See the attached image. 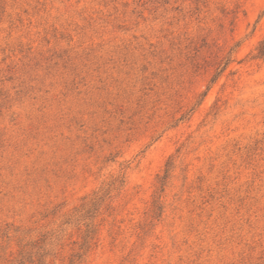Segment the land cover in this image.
<instances>
[{"label": "rangeland", "instance_id": "374dc122", "mask_svg": "<svg viewBox=\"0 0 264 264\" xmlns=\"http://www.w3.org/2000/svg\"><path fill=\"white\" fill-rule=\"evenodd\" d=\"M263 38L264 0H0V230L126 174L85 264L263 261Z\"/></svg>", "mask_w": 264, "mask_h": 264}, {"label": "trees", "instance_id": "16d2710c", "mask_svg": "<svg viewBox=\"0 0 264 264\" xmlns=\"http://www.w3.org/2000/svg\"><path fill=\"white\" fill-rule=\"evenodd\" d=\"M253 55L254 59L264 60V38L259 42ZM228 66H225V68ZM180 154L171 155L163 173L157 177V190L153 212L163 214L160 197L172 177ZM127 182V175H112L99 189L85 196L82 201L66 212L58 222L44 228L7 226L0 230V264H56V259L67 240L78 234L76 247L71 253L69 264H85L97 244L100 233V217L110 206L114 197ZM16 243L17 250L12 251ZM255 264H264V260Z\"/></svg>", "mask_w": 264, "mask_h": 264}]
</instances>
